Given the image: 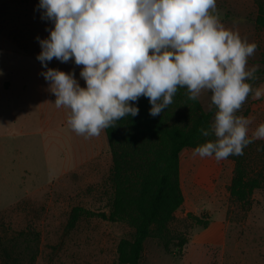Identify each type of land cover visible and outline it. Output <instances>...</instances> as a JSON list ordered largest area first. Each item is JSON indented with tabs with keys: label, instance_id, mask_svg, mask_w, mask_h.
<instances>
[{
	"label": "rangeland",
	"instance_id": "obj_1",
	"mask_svg": "<svg viewBox=\"0 0 264 264\" xmlns=\"http://www.w3.org/2000/svg\"><path fill=\"white\" fill-rule=\"evenodd\" d=\"M39 4L40 0H14L0 8V30L13 42L6 45L8 52L25 56L20 63L15 60L18 57L11 58L6 65L12 71L7 72L0 59V84L8 78L13 83L8 98L0 101V264H118L119 241L133 237L126 224L84 216L73 229L67 227L75 207L94 213L109 211L112 156L104 130L98 137L85 138L70 129L69 110L56 108L50 81L42 75L47 68L64 71L86 87L80 76L83 66L74 59L62 63L53 58L45 68L31 58L34 50L40 53L39 41L48 39L54 28L53 21L42 18ZM217 11L226 28L257 44L248 60L249 68L259 65L257 79L247 82L254 89L264 87L259 74L264 68V32L255 24L254 0H227ZM199 100L205 111L211 110L210 92L202 93ZM237 115L252 120L251 138L264 123V96L255 100L250 94ZM214 117L215 113L213 122ZM192 153V149L181 153L185 203L170 224L169 235L174 252L175 238L187 240L183 256L167 253L161 242L149 239L141 264H203L194 257L183 260L187 248L190 254L199 246L207 249L206 264H264V189L254 191L246 211L228 192L234 160L216 161ZM189 214L211 222L202 228ZM225 215L231 223L228 244L216 249L214 244H220L225 235Z\"/></svg>",
	"mask_w": 264,
	"mask_h": 264
},
{
	"label": "clouds",
	"instance_id": "obj_2",
	"mask_svg": "<svg viewBox=\"0 0 264 264\" xmlns=\"http://www.w3.org/2000/svg\"><path fill=\"white\" fill-rule=\"evenodd\" d=\"M39 7L42 18L54 22L49 38L39 41L42 66L53 58L83 66L86 87L71 73H42L77 135L98 137L138 115L130 102L142 96L150 101V115L159 116L178 88H186L193 101L210 92L209 107L217 109L211 127L200 129L216 139L196 147L194 157L221 161L264 139V123L249 138L252 120L237 115L250 94L264 96V87L247 82L257 79L259 65L249 68L248 60L258 46L223 25L216 0H40Z\"/></svg>",
	"mask_w": 264,
	"mask_h": 264
},
{
	"label": "trees",
	"instance_id": "obj_3",
	"mask_svg": "<svg viewBox=\"0 0 264 264\" xmlns=\"http://www.w3.org/2000/svg\"><path fill=\"white\" fill-rule=\"evenodd\" d=\"M254 2L255 24L264 32V0ZM259 74L264 78V68ZM130 104L139 109L138 115L124 117L104 129L112 156L109 211L94 213L75 207L67 227L73 229L84 216L126 224L133 230V237L119 241L118 264H141L149 239L161 242L167 253L182 257L187 240L175 238V252L169 240L170 224L185 202L180 176L181 153L216 139L214 135L204 137L200 129L211 127L217 109L213 106L205 111L199 99H188L186 88H178L172 104L156 117L150 115L152 106L147 97ZM229 157L235 162L228 187L230 198L248 211L254 191L264 189V140H253L243 149V155ZM189 217L202 228L211 222L192 214ZM31 238L29 233L28 239Z\"/></svg>",
	"mask_w": 264,
	"mask_h": 264
},
{
	"label": "crops",
	"instance_id": "obj_4",
	"mask_svg": "<svg viewBox=\"0 0 264 264\" xmlns=\"http://www.w3.org/2000/svg\"><path fill=\"white\" fill-rule=\"evenodd\" d=\"M227 0H216V11L219 10V5L220 3H223L225 4ZM14 0H0V8H3L5 9L7 6H10L11 4H13ZM228 6V5H226ZM218 12V11H217ZM7 44H13L12 40L10 39L9 35L0 30V59L2 58L3 62H2V70H4L5 72L7 71H12L10 65L8 67V65H6L8 63V61L11 60V58L13 57H18V58H15V60L17 62H22L25 60V56L23 55H20V54H17L16 52H13V51H9V49H7ZM20 50V48H18ZM7 50V51H5ZM42 51V50H41ZM40 51V53H41ZM25 52V51H24ZM38 52V49L37 50H34V52H32V56L35 55L34 57H31V58H34L33 60L34 61H37V56L40 54V53H37ZM14 76V74L12 72H9L8 75L11 76ZM12 86H13V83L11 81L10 78L8 79H5L1 84H0V101L3 99V98H8V93L10 92V90L12 89ZM185 203V202H184ZM223 225H224V228H225V235H224V238L222 240V242L219 244V243H216L214 244V248L216 249H219V248H225L228 244V240H229V230L231 229V223L229 221H227V218H226V215L224 217V220H223ZM205 246V245H204ZM194 257V259L198 260L199 262H203V264H206L207 263V259H208V252H207V249H202L201 246L193 249V251L189 254V251H188V248L185 252V255L183 257V260L185 259H192Z\"/></svg>",
	"mask_w": 264,
	"mask_h": 264
}]
</instances>
